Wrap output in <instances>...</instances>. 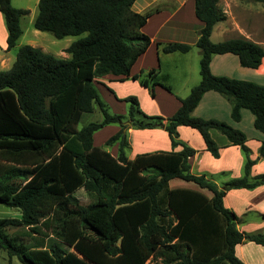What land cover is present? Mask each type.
Instances as JSON below:
<instances>
[{
    "label": "trees",
    "instance_id": "obj_1",
    "mask_svg": "<svg viewBox=\"0 0 264 264\" xmlns=\"http://www.w3.org/2000/svg\"><path fill=\"white\" fill-rule=\"evenodd\" d=\"M136 1L39 0L37 31L58 40L85 36L66 50L69 59L25 45L13 66L0 71V204L21 213L20 219H0V250L9 259L21 264H244L236 255L238 245L264 246V234L240 232L238 217L224 206L230 190L264 185V174L250 178L254 161L246 135L222 121L193 116L204 94L214 91L231 103L234 121L248 110L255 128L264 133V86L217 77L210 70L212 57L224 54L236 55L244 68L257 69L263 48L243 38L213 43L214 26L226 20L220 0H195V15L203 24L196 44L200 83L179 99L181 106L170 118L146 115L136 97L123 100L130 104L127 117L110 114L96 80L128 77L151 45L142 32L150 13L134 12ZM0 12L11 51L23 34L21 18L29 11L15 8L12 0H0ZM189 51L183 44L163 48L168 54ZM148 76L155 78V71ZM152 84L172 93L158 80ZM141 85L148 87L149 82L141 80ZM96 106L103 121L79 130L82 115ZM108 125L120 126L106 142V147L118 144L117 157L94 146L95 133ZM181 126L197 130L214 158H219L220 148L212 130L240 147L247 157L244 176L219 187L204 175H192L188 160L196 150L179 141ZM131 128H162L172 148L182 149L129 160ZM259 153L264 156V143ZM172 180L193 183L212 197L199 189H171ZM81 189L96 200L82 205L75 196ZM19 228L28 231L29 242L11 233Z\"/></svg>",
    "mask_w": 264,
    "mask_h": 264
},
{
    "label": "crops",
    "instance_id": "obj_2",
    "mask_svg": "<svg viewBox=\"0 0 264 264\" xmlns=\"http://www.w3.org/2000/svg\"><path fill=\"white\" fill-rule=\"evenodd\" d=\"M218 6L225 13L226 20L214 26L210 38L213 43L243 38L258 44L264 50V2L220 0ZM132 9L140 14L150 13L142 32L150 37L151 45L138 58L128 77L107 75L97 79L95 84L109 91L113 96V103H124V99L136 97L143 111L146 101L150 102L148 115L167 119L180 108L179 99L188 97L192 88L201 81V52L196 44L203 24L196 18L195 0H137ZM35 35L41 36L38 32H35ZM7 37L8 31L0 12V71L9 70L16 60L11 54L13 49L7 51ZM46 39L48 41L46 43L53 44L50 39ZM72 43L68 39L63 47L49 48L47 44L34 41L30 42L29 46L66 60L70 58L66 50ZM168 44L188 45L190 51L185 54L164 53L163 48ZM152 70L156 73L155 78L148 76ZM210 70L217 77L249 81L264 86V58L259 68L250 69L242 67L239 58L234 54L214 55ZM136 77L139 78L136 79ZM141 80L149 82L148 87L142 86ZM157 80L169 86L172 93L160 86H153L152 83ZM231 113V103L219 93L209 91L202 97L193 116L222 121L246 135L249 156L254 161L250 169V178L255 179L264 174V156L261 157L259 153L264 143V133L255 128V118L250 111L243 109L238 122L232 119ZM104 128H111L114 135L120 131L119 125H108ZM178 134L179 141L196 150V154L188 160L192 175H204L219 187L232 179L244 176L247 162L245 153L240 147L231 145L228 139L218 131L212 130L210 134L220 148L219 158H214L206 150L204 140L197 130L181 126L178 128ZM127 139L130 146L127 153L129 160H134L142 154L178 152L182 149L181 147L172 148L169 135L162 128H131L127 131ZM104 142L102 141V144L105 148L95 144L94 146L104 148L112 156L117 157L118 144L106 147ZM175 181L179 180L170 181L171 189H199L196 185L197 188L185 187L183 183ZM199 191L204 193V190L199 189ZM205 195L208 199L212 197V195ZM224 206L238 217L237 227L240 232L264 234V185L254 189L230 190L224 198ZM32 242L36 243V240L32 239ZM235 251L244 264H264V246L244 242L238 245Z\"/></svg>",
    "mask_w": 264,
    "mask_h": 264
},
{
    "label": "rangeland",
    "instance_id": "obj_3",
    "mask_svg": "<svg viewBox=\"0 0 264 264\" xmlns=\"http://www.w3.org/2000/svg\"><path fill=\"white\" fill-rule=\"evenodd\" d=\"M38 2H39V0H12V5L15 8L29 11L28 15L21 18V28H22L23 34L20 37V39L18 40V43H17L18 46L16 48H14L11 52V54L13 55V57L15 59H16V55L18 53L20 46L29 45L30 42L39 41V42H42L43 44H47V46L49 48H56V47L65 46L67 44L68 39L71 40L72 42H75V41H77V40H79L85 36V34H83L81 36L68 37V38H65L63 40H58L50 33L37 31L34 28V21L38 15ZM35 32H38L41 36L37 37L35 35ZM46 38L50 39V41H52L54 45L51 43H46V42H48ZM11 64H13V63H11ZM96 88L99 91L101 98H103L102 100L106 101V102L105 101L104 102L107 105L108 112L110 114L122 115L125 117L128 116L129 107H130L129 103H127V102H124V103L123 102H120V103L114 102L113 103V100H112L113 96L109 93V91L107 89L105 90L103 87H100V86H96ZM95 109L96 110L92 113H86V114L82 115L81 121L78 125L79 130L82 129L83 127L89 125V124L100 123L103 121V115H102L101 111L99 110V108L97 106ZM142 112L143 113L147 112L146 115H148V112H150V102L149 101H146V103L144 104V111L142 110ZM148 116H150V115H148ZM114 126H116V125H114ZM113 135H114V133H113L111 128L101 129L97 133H95L94 144L96 146H103L105 148V146L102 144V141L106 142ZM175 182L183 183V185H185V187L197 188L193 183L186 184L180 180L175 181ZM173 186L174 185H172V187ZM204 193L211 196V194L207 191H204ZM75 196L79 199V201L81 202L82 205H89L96 200V196L86 193L83 189L79 190L75 194ZM3 218L20 219L21 213L17 209L8 208V207L0 204V219H3ZM12 232L19 234V235H22L24 237V239L27 240L28 242L31 239V236L28 234V231L25 228L13 229L11 231V233ZM51 241L52 240L48 241L49 245H50ZM62 246H64V248L67 250L69 249L65 245H62ZM154 262H155V260H149L146 264H154ZM0 264H21V263L19 262V260L17 258H10L9 259L7 253L3 250L2 251L0 250Z\"/></svg>",
    "mask_w": 264,
    "mask_h": 264
}]
</instances>
